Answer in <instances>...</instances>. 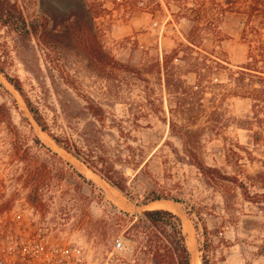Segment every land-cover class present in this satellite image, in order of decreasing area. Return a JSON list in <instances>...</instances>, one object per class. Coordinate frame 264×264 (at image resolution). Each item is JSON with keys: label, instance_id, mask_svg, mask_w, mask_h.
Wrapping results in <instances>:
<instances>
[{"label": "rangeland", "instance_id": "1", "mask_svg": "<svg viewBox=\"0 0 264 264\" xmlns=\"http://www.w3.org/2000/svg\"><path fill=\"white\" fill-rule=\"evenodd\" d=\"M21 1L32 20L43 22L47 18L49 27L64 35L63 42L51 50L37 37L6 30L0 33V54L6 71L20 77L28 93L35 99L39 92L38 87L32 86L36 84L35 75L44 77L48 83L50 78L59 80L73 77L88 94L101 98L111 88L76 44L74 28L83 19L89 20L91 17L86 13L88 3L96 2L103 8L94 15L95 27L105 49L117 59L135 66L144 67L158 59L163 61L165 53H170L179 43H187V35L194 31L196 35L199 33L203 38V52H208L213 59L209 62L214 69L204 82L208 88L202 103L207 115L200 119L198 125H206L211 120L208 117L210 112L217 109L218 113L212 117L222 127L218 136H211L209 130L203 133L202 155L209 164L223 167L230 173H264V140L260 144L255 142L256 131L264 132V121L261 122L257 116L264 119V105L257 114L254 99L236 94L237 81L231 74L251 54V47L257 45L260 39L264 40V28L260 27L262 36L249 32L248 38H244L243 31L248 27V22L255 21L252 19L251 22L250 17L242 12L244 10L239 9L236 0H206L195 10L185 7L188 0ZM218 60L228 67L221 76L214 73L219 71ZM175 63L183 69L187 67L179 59ZM260 64L263 65L264 61ZM110 75L123 82L116 89L130 102L143 101V84L140 81L119 72ZM184 78L191 84L197 82L194 72ZM152 81L156 97L159 98L157 103L165 111L161 115H167L170 120L169 108L178 107L179 104L169 95L165 83L153 77ZM121 101L124 100L106 107L119 117H124L128 115L129 104ZM47 113L52 115L49 111ZM11 117L20 132L18 136L13 133V126L7 124ZM125 119L128 120L126 127L132 128L133 122ZM1 120L7 122L2 123ZM140 123L142 127L133 129L136 141L131 142L136 147H143L146 156L154 153L150 159L151 170L165 189L183 199L184 203L166 199L159 201L174 202L186 214L188 223L184 229L192 254L196 253L202 262L204 228L197 215L190 212V207L204 205L203 215L207 225L217 230L213 238L217 244L215 256L219 264H264V206L247 201L240 194L236 208L227 210L222 194L205 184L199 170L177 159L171 147H177L182 152L183 142L173 135L169 122L165 123L152 114L147 119H141ZM34 134L87 177L84 180L69 174L61 179L56 175V170H52L47 176L48 183L42 185L40 190L43 198L40 206H35L29 199L34 185H31L32 174L26 169L27 163L15 155L17 146L31 147L32 154L38 156L40 162L43 161L45 155H39V146L33 141ZM233 151L241 155V166L237 164L239 158ZM229 156L231 162L227 161ZM125 170L133 176L132 169ZM93 174L97 173L60 147L41 129L20 93L0 72V208L7 204L4 210H15L16 215L22 214L31 220L30 226L34 230L48 233L52 238L64 236L74 241L83 263L125 264V260L132 264L139 263L141 255L137 256L131 245L124 243L126 250H114L115 240L124 233L118 215L124 211L135 213L146 208H158L150 207L157 201L137 205L134 199L99 174L100 179L93 177ZM77 183H83L81 189ZM133 188L135 192L143 194L149 186L140 181L133 183ZM251 190L257 191L259 187Z\"/></svg>", "mask_w": 264, "mask_h": 264}, {"label": "trees", "instance_id": "2", "mask_svg": "<svg viewBox=\"0 0 264 264\" xmlns=\"http://www.w3.org/2000/svg\"><path fill=\"white\" fill-rule=\"evenodd\" d=\"M203 1L206 0H188L185 7L195 10V7ZM236 1L239 3V9L244 10L242 12L250 17L251 22L252 19L255 21V23L248 22V27L243 31L244 38H248L251 32L260 33L262 36L260 27L264 28V0ZM101 9H103L102 6L96 2L91 5L88 3L86 13L92 18L83 19L74 30H76V44L87 55L95 69L101 72L100 75L109 84L108 88L111 87L104 93L103 98L88 94L81 87L82 84L73 77H63L59 80L50 78L48 83L44 77L35 75L36 84L32 86L39 88L35 99L28 93L20 77L12 76L6 71L0 54V72L20 93L41 129L60 147L134 199L137 205H149L164 199L184 203L183 199L165 189L151 170L150 159L154 153L146 156L143 147H136L131 142L136 141L133 129L142 127L140 120L154 114L165 123L169 122L173 135L181 138L182 152L177 147H171L179 162L196 167L202 174L205 184L222 194L227 210L236 208L240 194L245 200L263 207V172L256 175L230 173L223 167L209 164L202 155L203 133L209 130L212 133L211 136H218L221 134L222 127L217 125L214 121L216 119L212 117L218 113L217 109L210 112L208 117L211 120L206 125H198L200 119L207 115L202 103L208 88L204 82L214 69L209 62L213 59L208 52H203L201 35L199 33L196 35L195 31L191 32L187 35V43H179L170 53H165L163 61L158 59L155 63L144 67L135 66L117 59L105 49L95 27L94 14H99ZM3 30L37 37L51 50H55L58 44L63 42L64 36L49 27L47 18L43 22L32 20L27 15L21 0H0V33ZM67 37L74 40L68 35ZM251 48V54L239 65V69L231 71V74L237 81L236 94L254 99L255 111L258 114L260 107L264 105V64H260L264 61V40L260 39L259 43ZM177 59L184 61L187 67L183 69L177 65L175 63ZM217 63L219 71L214 73L224 75L228 67L222 61L218 60ZM114 72L129 75L140 81L143 84L141 88L144 93L143 101L130 102V99L122 95L116 88L123 82L118 77L110 75ZM192 72L197 75L195 84L189 83L184 78ZM152 77L158 79L160 83H165L167 92L179 104L178 107L169 108L170 120L167 115H161V112L165 111L157 103L159 98L156 97ZM253 82L258 85H254ZM119 100L129 104L128 115L124 117H119L106 107L112 103H118ZM15 106L18 107L16 101ZM257 116L261 122L264 121L260 115ZM125 118L133 122L132 128L126 127L125 122L128 120ZM23 119L31 124L27 117ZM1 122L7 121L1 120ZM7 124L13 126L15 136L20 134L12 117ZM256 135L255 142L257 144L263 142L264 132L256 131ZM33 141L39 146V155H45L42 162L39 161L38 156L32 154L31 147L17 146L15 155L27 163L26 169L32 174L31 185H34V191L29 195V199L35 206H40L43 201L40 190L42 185L48 183L47 176L52 173V170H56V175L61 179L69 174L87 179L83 173L46 145L37 134H34ZM233 152L239 158L237 164L241 166V155L237 151ZM227 161L231 162L230 156ZM126 168L134 171L132 177L128 175ZM140 181L149 186L143 194L135 192L133 188V183ZM77 184L81 189L83 183ZM253 187H259V190L252 191ZM6 205H2L1 209H6ZM204 208V205L190 207V212L196 214L203 222L202 264H219L215 256L217 244L213 238L217 230L210 229L207 225L203 215ZM118 221L124 230L122 241L131 245L137 256H142L137 264H192L193 254L188 244L183 219L173 210L146 208L135 213L124 211L118 215ZM125 264L132 263L125 260Z\"/></svg>", "mask_w": 264, "mask_h": 264}, {"label": "built area", "instance_id": "3", "mask_svg": "<svg viewBox=\"0 0 264 264\" xmlns=\"http://www.w3.org/2000/svg\"><path fill=\"white\" fill-rule=\"evenodd\" d=\"M30 221L15 210L0 208V264H89L78 257L74 241L34 230ZM114 250H126L121 238L115 240Z\"/></svg>", "mask_w": 264, "mask_h": 264}, {"label": "bare ground", "instance_id": "4", "mask_svg": "<svg viewBox=\"0 0 264 264\" xmlns=\"http://www.w3.org/2000/svg\"><path fill=\"white\" fill-rule=\"evenodd\" d=\"M93 177H96V178L100 179V177L97 174H93ZM103 181L106 182L105 180H103ZM150 207L166 208V209H170V210H173V211L179 213L182 216V218H183L184 226H185V229H186L187 223H188V218H187L186 214L183 212V210L179 207L178 204H176L174 202L157 201V202L154 203V205L152 204ZM192 264H202L201 258L196 253L193 255Z\"/></svg>", "mask_w": 264, "mask_h": 264}]
</instances>
